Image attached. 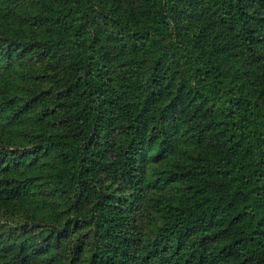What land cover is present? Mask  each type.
<instances>
[{"label": "trees", "instance_id": "1", "mask_svg": "<svg viewBox=\"0 0 264 264\" xmlns=\"http://www.w3.org/2000/svg\"><path fill=\"white\" fill-rule=\"evenodd\" d=\"M0 264H264V0H0Z\"/></svg>", "mask_w": 264, "mask_h": 264}]
</instances>
